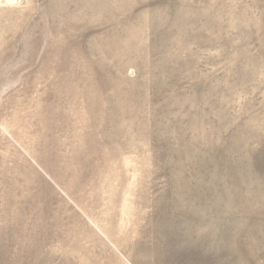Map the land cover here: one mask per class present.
<instances>
[{
	"label": "rangeland",
	"instance_id": "1",
	"mask_svg": "<svg viewBox=\"0 0 264 264\" xmlns=\"http://www.w3.org/2000/svg\"><path fill=\"white\" fill-rule=\"evenodd\" d=\"M0 264H264V0H0Z\"/></svg>",
	"mask_w": 264,
	"mask_h": 264
}]
</instances>
